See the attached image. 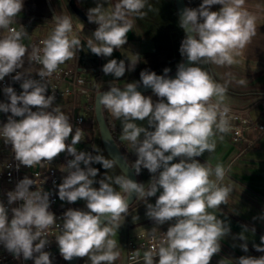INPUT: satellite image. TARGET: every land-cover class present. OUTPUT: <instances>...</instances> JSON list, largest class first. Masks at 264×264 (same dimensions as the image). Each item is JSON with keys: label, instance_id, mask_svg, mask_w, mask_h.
Listing matches in <instances>:
<instances>
[{"label": "clouds", "instance_id": "1", "mask_svg": "<svg viewBox=\"0 0 264 264\" xmlns=\"http://www.w3.org/2000/svg\"><path fill=\"white\" fill-rule=\"evenodd\" d=\"M245 2L202 0L196 8L180 10L178 26L185 36L179 52L188 64L177 65L175 78L168 75L171 69L167 67L162 75L145 69L139 81L123 88L110 85L98 93L100 107L122 122L121 140L128 141L136 155L134 174L139 175L142 169L151 174L145 188L127 174L96 179L100 170L92 165L110 169L113 161L77 151L75 145L81 141L82 131L74 130L69 117L56 105L55 95L48 94L43 83L81 50V40L71 35V17L54 14L50 34L40 47L29 49L22 42L27 32L11 27L23 10V0H0V81L15 73L12 80L20 82L22 89L18 94L11 86L3 88L7 102H0V112L10 115L0 125V138L11 145L17 170L20 166H43L42 162H51L61 153L73 157L61 169L67 175L56 185L57 194L60 201L69 204L85 202V209L69 208L60 217L62 224L55 242L65 261L88 257L91 264H114L120 251L111 237L127 215L133 196L145 201L155 197L154 203H147L145 215L156 225H169L159 242L144 251L142 264H210L220 251L221 238L231 233L230 224L209 209L228 203L232 188L223 184L228 170L221 164L213 168L197 158L215 150L213 137L217 133L231 130L230 108L224 103L227 88L199 65L230 66L237 62L236 56L256 32V17L244 7ZM146 3L118 0L110 11L102 3L88 9V22L98 25L87 41L91 53L108 58L123 47L134 26L133 17L143 14ZM213 5L221 7L213 11ZM26 56L28 68H24ZM139 57L136 54L128 59L127 66L124 59H108L102 71L120 79L126 71L135 70ZM33 65L41 67L33 69ZM33 72L39 79L33 78ZM141 84L158 99L153 101L138 91ZM136 121H146V126ZM69 137L71 143H67ZM32 186L35 181L25 176L6 193L7 204L0 201V244L17 260L53 264L52 254L45 251L50 244L48 232L57 221L50 211L53 193L42 187L31 190ZM17 202L19 205L13 207ZM236 237L247 253L248 240L243 231ZM253 247L264 253V236ZM130 259L141 264L138 251ZM237 264H264V255L240 256Z\"/></svg>", "mask_w": 264, "mask_h": 264}, {"label": "crops", "instance_id": "2", "mask_svg": "<svg viewBox=\"0 0 264 264\" xmlns=\"http://www.w3.org/2000/svg\"><path fill=\"white\" fill-rule=\"evenodd\" d=\"M117 2L118 0H74L75 6L85 15V19H82L75 12L72 0H50L55 11L54 14L71 17L72 22L83 27L84 35L88 40L93 38V32L98 25L88 22L87 10L95 7L97 3H102L105 10L110 11ZM23 3V10L12 25L17 26L19 30L23 29L38 34L49 33V28L44 24H37L30 28L21 26V17L25 15H39L44 20L51 19L53 15L47 0H23ZM220 7V5H213L212 10L216 11ZM244 7L256 17V32L246 47L240 50V55L236 56L237 62L230 66L199 65L217 83L227 88L224 100L226 105L247 106L257 100L264 99V0H246ZM142 13L141 16L133 17L134 26L127 34V43L120 49L114 50L112 57H101L102 66L108 59L113 58L124 59L127 66V60L135 58L136 54L140 56V62L134 71H126L125 76L120 79H116L112 75H105L104 91L108 90L110 85L123 88L129 82L139 81L140 72L145 69L162 75L163 69L167 67L171 69L168 74L170 75L184 60V57L180 55L179 48L185 33L178 26L179 18L175 0H147ZM143 95L151 96L153 101L158 99L152 91ZM104 114L119 147L127 156L129 163L134 165L136 155L130 143L121 140V120L115 119L107 109H104ZM250 115L264 123V107L252 108ZM136 123L146 126V121H136ZM247 136L255 140L260 136V133L257 130H250L247 132ZM213 139L216 145L215 150L213 152L206 151L197 159L213 168L217 164L223 165L228 170L223 184L231 186L232 192L227 204H222L214 210L209 209L218 219L223 220L225 224H230L231 228V233L221 238V249L212 257L210 264H237V259L240 256L259 257L264 255L253 247V244H260V237L264 236V219L259 218L264 216V134L254 144L235 142L232 130L226 134L217 133ZM81 148L84 152L102 155L105 159L112 161L104 149L100 136L94 143L83 142ZM92 166L100 170V174L96 177L97 180L105 177L124 176L114 162L110 169H103L100 164ZM150 178L151 174L147 169H142L138 175L139 183H143L145 188L148 187ZM94 186L98 187V185ZM118 188L119 186L116 185L117 191ZM154 202L155 197L149 198L148 201L137 198L135 203L129 207L127 215L120 222V228L116 230L115 236L111 237L117 241L120 251V258L114 264L126 263L128 242L131 239H135L141 234L160 231L169 226L167 223L161 226L156 225L145 215L147 203ZM76 203L85 205L83 200ZM244 226H247L246 230ZM242 231L248 240L247 253L241 250L239 244L242 241L236 237Z\"/></svg>", "mask_w": 264, "mask_h": 264}, {"label": "built area", "instance_id": "3", "mask_svg": "<svg viewBox=\"0 0 264 264\" xmlns=\"http://www.w3.org/2000/svg\"><path fill=\"white\" fill-rule=\"evenodd\" d=\"M47 4L51 9V14L54 16L50 0H47ZM52 16V18H53ZM51 19L44 20L39 15H25L21 17V26L23 28H30L37 24H44L49 31L54 27V21ZM73 32L71 35L77 36L81 40V50L77 51L74 57L59 68L51 77L46 78L43 83L48 87V94L55 95V103L59 105L62 111L70 119V122L75 128H79L82 131L81 141L75 145L77 151H83L81 145L83 142L94 143L100 136L99 126L96 118V96L98 93L104 91L103 80L105 74L102 71L101 56H97L87 48L88 39L84 35V29L80 25L72 22ZM11 27L19 30L17 26L11 25ZM27 35L23 39V43L31 49L33 46L40 47L43 39L47 38L50 34H38L26 31ZM30 65L25 57L24 68H28ZM33 69L41 67L40 65H33ZM20 69L18 71H22ZM15 73L6 76L3 81H0V102H7V98L3 93L5 86L13 87L19 94L22 89L20 88V82H14L12 76ZM33 78L39 79L35 72L32 74ZM230 108L229 121L231 130L233 131V139L238 143H250L254 144L256 140L264 134V123L259 119H254L250 115V110L254 107H264V99L257 100L247 106L227 105ZM35 110V109H33ZM10 113L5 114L0 112V125L7 122V116ZM18 119V118H17ZM250 130H257L260 136L255 140L248 138L247 132ZM67 143H71V137H69ZM73 157L67 156V153H61L51 162H42L41 164L34 165L33 167L20 166L17 170L18 161L15 160L14 153L11 145L6 144L3 138H0V201H4L7 204L6 193L9 190L14 189L16 183L25 176L35 181V186H32L31 190H35V187H42L45 191H51L53 195L50 197L52 203L50 211H52L57 217L56 225L48 232V239L50 244L45 248V251H49L52 254L53 264H68L59 253V249L55 242V237L60 233V225L62 224V214L69 208L85 209V205L72 203L69 204L64 201H60L58 197V189L56 185L62 182L64 176L67 173L61 171L65 167L67 160ZM19 202L16 205L18 206ZM168 227L163 228L157 232H151L149 234H141L135 239H131L128 242L127 261L125 264H134L130 259L134 252L140 253L141 264L144 251L148 250L154 243H158L163 232H166ZM153 235L156 237L152 239ZM0 264H34L33 260H23V258L17 260L10 254L2 244H0Z\"/></svg>", "mask_w": 264, "mask_h": 264}, {"label": "water", "instance_id": "4", "mask_svg": "<svg viewBox=\"0 0 264 264\" xmlns=\"http://www.w3.org/2000/svg\"><path fill=\"white\" fill-rule=\"evenodd\" d=\"M175 4H176V10H177L178 18H179L180 10L185 8V7H188L187 1L186 0H175ZM72 5H73L75 12L78 14V16H80L82 19H85L84 13L75 6L74 0H72ZM183 62L185 64H188L186 58H184ZM176 71H177V69L172 74H170L169 76L171 78H175ZM137 90L140 91L142 94H145V93L152 91L150 88L145 89L142 84L138 87ZM102 92H104V91H102ZM102 92H100V93H102ZM97 96H96V100H95L96 118H97V122H98V126H99L100 138H101V141L103 143L104 149L107 152L108 156L111 158V160L115 163V165L118 167V169L124 175L125 174L129 175V177L131 179H133L134 181L139 183L138 175L134 174L133 165L129 163L127 156L121 150V148L119 147V145H118V143H117V141L113 135V132L109 126V123H108L106 117H105L104 108L100 107V105L97 103ZM136 199H137V197H135V196H133L130 199L129 207H131L135 203ZM80 261H81V258H73L72 261H68V264H80Z\"/></svg>", "mask_w": 264, "mask_h": 264}, {"label": "rangeland", "instance_id": "5", "mask_svg": "<svg viewBox=\"0 0 264 264\" xmlns=\"http://www.w3.org/2000/svg\"><path fill=\"white\" fill-rule=\"evenodd\" d=\"M186 1H187L188 7H191V8H196L202 3V0H186ZM212 9H213V6L211 7V10ZM113 186H115L114 188L116 189V185L113 184ZM118 191H121V190L118 188ZM80 264H91V261L89 260L88 257H84V258H81Z\"/></svg>", "mask_w": 264, "mask_h": 264}]
</instances>
